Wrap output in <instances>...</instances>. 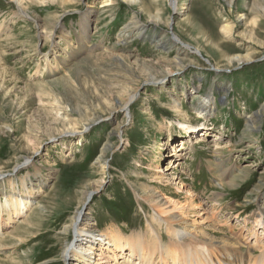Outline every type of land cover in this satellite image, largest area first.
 <instances>
[{"label": "rangeland", "instance_id": "1", "mask_svg": "<svg viewBox=\"0 0 264 264\" xmlns=\"http://www.w3.org/2000/svg\"><path fill=\"white\" fill-rule=\"evenodd\" d=\"M46 1L24 0V13L0 0V203L18 195L30 201L16 216L11 208L12 219L1 215L0 264H73L61 252L74 239L68 224L77 208L96 240L109 241L102 232H143L153 209L137 191L159 170L166 175L153 186L183 201L192 195L202 209L186 218L205 233L240 230L251 239L256 231L264 239L251 217L264 208V112L256 130L246 125L264 110V0H118L110 9L104 0ZM154 15L158 31L145 39L118 37L132 16L146 27ZM223 24L232 26L229 37ZM164 32L169 54L151 46ZM237 54L253 60L229 63ZM128 86L137 93L126 114L114 105ZM207 96L211 111L201 116L196 108ZM95 115V124L83 125ZM216 151L235 171L225 188L212 173ZM215 192L219 203L211 205Z\"/></svg>", "mask_w": 264, "mask_h": 264}, {"label": "bare ground", "instance_id": "2", "mask_svg": "<svg viewBox=\"0 0 264 264\" xmlns=\"http://www.w3.org/2000/svg\"><path fill=\"white\" fill-rule=\"evenodd\" d=\"M13 1H15L16 6L22 12H24L25 9H27L28 7L26 2H24V0H13ZM45 1L46 0H39L40 4L44 3ZM117 1L118 0H104L102 2L103 3L102 6L107 7V9H110L116 4ZM119 1L127 5H138L139 3V0H119ZM81 17H82L81 28L83 31H87L88 14L84 13L82 14ZM160 22H161L160 16L154 15L152 18H149L145 22L147 26L143 27L141 23L136 21V19L132 16L131 21L127 25L121 27L118 37L121 39H125V38L130 39L133 37L136 38L139 37L145 39L146 37H148V35L158 31L157 27L160 24ZM196 31H198V29ZM232 31L233 29L231 25L223 24L222 32L224 33L225 37H229ZM152 44L153 45L151 46H153V48L156 47L157 51H163L168 54L171 52L170 50H172L173 48L171 41L165 32L161 35V37H159L156 40V42ZM76 55L77 53L75 51L73 57L70 59L71 60L74 59ZM65 58L67 57L63 58V60L61 61L62 64L63 63L66 64L64 60ZM115 59H116L115 61H117V63H120L121 67L124 69L126 65L122 63L123 60L121 61L120 60L121 58L119 59L118 57H116ZM249 59L250 60L252 59L251 55L242 56L241 54H237L229 57L228 61L229 63L230 62L241 63ZM179 63L182 62L180 61ZM51 70H52L51 72H55L54 69ZM149 80L155 81V79L152 78ZM134 88H131L130 86L129 89L125 90L124 99H120L122 97H119V99L115 100V105L114 104L113 105L116 109L117 108L125 109V107H127L128 102L132 100L134 98V95L137 93L135 92L136 89ZM209 99H212V96L205 97L203 101L199 102V105L196 108V112L199 113L201 116H206V114L210 113L211 111V106H209L211 102H209ZM127 111L125 110L126 114H128ZM263 112L264 110L260 109L251 113L249 116L246 117L247 118L246 125L249 128V131L256 130L257 127L256 125H258L257 123L259 122L261 115H263ZM98 118L99 116L95 115L93 118L86 120L87 121L86 124L83 123L82 124L89 126V124H92L95 121H97ZM186 123L187 122L181 123L180 124L181 128L184 131L191 130L192 128L190 127V129H188L189 124L186 125ZM120 124L121 123H119V125ZM109 150L110 149H108L107 151V147H106L103 153L106 154L107 152H109ZM214 153H216L215 154L216 162L211 163L214 167L212 173L217 178L216 185L220 188H223L224 181L227 178H232L235 171L231 166H226L225 161L220 160V158L224 159L223 158L224 154L222 153L220 154L217 151ZM105 156L106 155H104V157L99 158L97 161L100 164V167H102V169L104 168L103 164L105 165V161L103 160ZM20 166L21 164L20 165L17 164L13 168ZM165 175L166 173L163 170L162 171L159 170L158 173L148 176L147 178L151 179L152 181L149 182L148 184L143 183L137 191L138 198L140 200H144L153 209L151 221L147 223V228L143 232H139V233L136 232L132 235H129V237H122L120 234L113 235L107 232H102L103 233L102 235H106L109 238V241H106L100 237H98L96 240L95 238H92L93 236L86 234L85 230H89V231L91 230L88 228L89 223L86 220V218H84L82 221L83 224H81L79 212L77 208L76 212L70 219L71 222V223L69 222L70 225L68 224V228L72 231V233L74 232L73 235L74 239L71 243L66 244L64 246L63 251L61 252L63 262L66 263L71 258H74L75 262L73 264H264V239L259 237L256 231H254V233L252 234L251 239L247 237L244 238L242 236V231L240 230L236 231L232 235L222 234V237H219L218 236L219 233L213 231L214 229L210 230L211 232L209 231L208 233H205L206 232V230L204 229L205 227L201 226L198 223H193L191 220L188 221V219L186 218V215L187 214L190 215V212L199 214V211L196 210L195 208L202 209L198 206V204H194L195 199L191 195V193L187 192L186 193L187 196L191 195V197H185V201H183L180 199L181 197H178L177 195L175 196L168 195L166 192L156 189L153 186L155 181H160L163 177H165ZM235 177L237 176L235 175L234 178ZM28 178L29 177L27 175V177H24L21 180L25 182L26 179L28 180ZM24 182L22 185L25 193V190L27 189ZM29 190L30 189L27 190L26 192L27 194L30 193ZM218 197H219V193L215 192L214 194H210L207 198L210 199L211 205L212 204L215 205L216 202L219 203ZM261 197H262L261 199L264 200V194L261 195ZM29 202L30 201L28 200L26 195L23 196L18 195L10 201L4 200L2 204L0 203V231L2 229V226L5 224L2 222L1 215L5 213L8 216L7 218L12 219L13 213L16 216L17 214L23 212V210H25ZM11 208L13 209L12 210L13 213L11 212ZM212 209L213 210L215 209L214 210L215 212H213L212 210V212L209 213L211 218H213V216L214 217L216 216V213L218 212L220 207L219 206L215 208L212 207ZM251 217L253 224L258 228L261 227L263 229L262 231H264V208L263 210L257 209L255 212L252 213ZM206 218L207 220H210L209 219L210 217L207 216ZM206 218L204 217L203 220V222L205 223H207L205 221ZM77 221H78V225H76ZM161 224H163L165 227V232H166L165 234L169 236L168 241L165 244L163 243L164 234L160 230ZM182 234L186 235L185 239L183 240L184 245L179 244L182 243L180 241V237ZM101 246L103 248L105 246L109 247L110 255H108V257L106 255L107 253H105V251L101 249L102 248ZM96 247H98L99 249ZM96 249H98V251H95Z\"/></svg>", "mask_w": 264, "mask_h": 264}, {"label": "water", "instance_id": "3", "mask_svg": "<svg viewBox=\"0 0 264 264\" xmlns=\"http://www.w3.org/2000/svg\"><path fill=\"white\" fill-rule=\"evenodd\" d=\"M170 29H171V28H170V26H169V30H170ZM174 36H175V35L172 34V32L170 31V38L174 40V39H175ZM196 54H197V56H200V57H201V55L199 54V52H196ZM205 61H206V60H205ZM131 101H132V100H130V101L128 102L127 107H125V109H122L123 111H125V110L127 111V110H128V105L131 103ZM94 193H95V192H91V193H90V197H92V194H94Z\"/></svg>", "mask_w": 264, "mask_h": 264}]
</instances>
